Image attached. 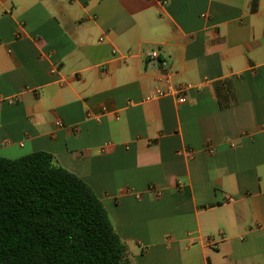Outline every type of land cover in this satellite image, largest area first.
Returning a JSON list of instances; mask_svg holds the SVG:
<instances>
[{
	"label": "crops",
	"instance_id": "1",
	"mask_svg": "<svg viewBox=\"0 0 264 264\" xmlns=\"http://www.w3.org/2000/svg\"><path fill=\"white\" fill-rule=\"evenodd\" d=\"M35 151L131 264H264V0H0V156Z\"/></svg>",
	"mask_w": 264,
	"mask_h": 264
},
{
	"label": "trees",
	"instance_id": "2",
	"mask_svg": "<svg viewBox=\"0 0 264 264\" xmlns=\"http://www.w3.org/2000/svg\"><path fill=\"white\" fill-rule=\"evenodd\" d=\"M0 264H131L101 200L52 154L0 156Z\"/></svg>",
	"mask_w": 264,
	"mask_h": 264
},
{
	"label": "built area",
	"instance_id": "3",
	"mask_svg": "<svg viewBox=\"0 0 264 264\" xmlns=\"http://www.w3.org/2000/svg\"><path fill=\"white\" fill-rule=\"evenodd\" d=\"M146 57H147L146 58L147 63L151 66L157 68H165L167 65L165 57H163L157 50L150 51ZM163 81H164V88H156L153 93L145 97V100H151L163 96H172L176 98V101L178 103H184L186 101V97L184 93L187 89L191 87V85L186 83H179L177 85H172L168 79V74L164 75ZM8 101L13 102V99H9ZM57 124L61 125L60 122H58ZM156 194L160 195V192L158 191Z\"/></svg>",
	"mask_w": 264,
	"mask_h": 264
}]
</instances>
